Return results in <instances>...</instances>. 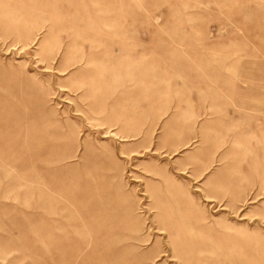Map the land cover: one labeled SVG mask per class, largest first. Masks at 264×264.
I'll use <instances>...</instances> for the list:
<instances>
[{
  "label": "rangeland",
  "instance_id": "1",
  "mask_svg": "<svg viewBox=\"0 0 264 264\" xmlns=\"http://www.w3.org/2000/svg\"><path fill=\"white\" fill-rule=\"evenodd\" d=\"M0 264H264V0H0Z\"/></svg>",
  "mask_w": 264,
  "mask_h": 264
},
{
  "label": "crops",
  "instance_id": "2",
  "mask_svg": "<svg viewBox=\"0 0 264 264\" xmlns=\"http://www.w3.org/2000/svg\"><path fill=\"white\" fill-rule=\"evenodd\" d=\"M196 222H197V220L194 218V219L188 221V224H189V226L194 227V226H196Z\"/></svg>",
  "mask_w": 264,
  "mask_h": 264
}]
</instances>
